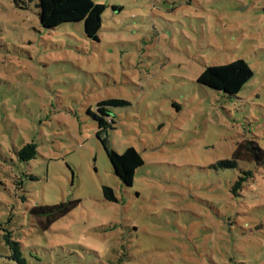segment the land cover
<instances>
[{"label":"rangeland","instance_id":"obj_1","mask_svg":"<svg viewBox=\"0 0 264 264\" xmlns=\"http://www.w3.org/2000/svg\"><path fill=\"white\" fill-rule=\"evenodd\" d=\"M94 1L99 40L82 22L44 28L38 0H0V264H18L3 229L26 264H264V173L234 192L252 167L221 164L244 139L264 148V0ZM237 58L254 73L237 95L197 82ZM111 99L127 104L98 136ZM103 139L144 158L132 186ZM64 202L46 229L31 213Z\"/></svg>","mask_w":264,"mask_h":264},{"label":"trees","instance_id":"obj_2","mask_svg":"<svg viewBox=\"0 0 264 264\" xmlns=\"http://www.w3.org/2000/svg\"><path fill=\"white\" fill-rule=\"evenodd\" d=\"M32 0H15L20 8H28V2ZM39 19L41 25L49 30L56 29L62 24L83 23L84 35L88 40H99L102 28L103 15L106 5L97 3L94 0H38ZM254 73L249 63L242 58H237L229 63L221 65L207 66L197 82L209 89L220 91L228 95H237L245 85L251 80ZM127 104L126 101L111 99L98 103V114H93L99 121L102 132L114 123L109 107ZM103 144L107 151V156L114 172L120 180L127 186L134 183L136 170L144 164V158L133 146L120 154L113 148H109L108 141L103 139ZM38 145L29 142L19 151V157L24 161L32 160L36 157ZM240 163H247L252 168H244L235 187L234 192L242 187V184L249 178H253L256 170L264 173V148L255 140L244 139L238 143L230 160L221 162L222 166L240 169ZM247 167V166H246ZM105 198L109 201H117L118 198L114 190L104 187ZM76 202L60 203L56 205H40L31 209V213L38 217L46 215L47 221L42 222L43 228L49 227L53 221L69 214L75 207ZM4 238L13 251V260L18 264H26L23 257L21 245L14 240L11 232L3 229Z\"/></svg>","mask_w":264,"mask_h":264}]
</instances>
